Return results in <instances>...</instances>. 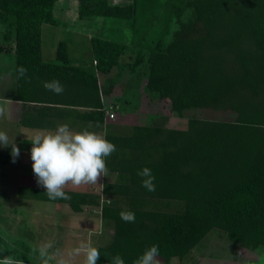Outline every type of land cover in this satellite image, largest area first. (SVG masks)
Masks as SVG:
<instances>
[{
	"label": "trees",
	"instance_id": "1",
	"mask_svg": "<svg viewBox=\"0 0 264 264\" xmlns=\"http://www.w3.org/2000/svg\"><path fill=\"white\" fill-rule=\"evenodd\" d=\"M57 2L0 0V50L15 56V101L40 107L45 118L51 112H76L92 128L87 131L101 133L110 114L103 97L111 96L129 72L138 78L143 74L145 84H137L148 99L165 102L179 117L208 109L234 118H191L178 129L160 116L150 125L134 126L128 136L107 133L116 151L106 158L109 171L101 194L64 189L70 199L50 200L44 188L21 186L19 198L67 205L76 214L98 209L113 232L98 248L97 264H111L117 254L133 264L152 245H158L162 264L183 262L213 230L245 250L264 247V0H133L125 5L78 0L81 19H132L136 32L161 8L171 7L177 16L152 40L146 31L140 33L148 47L133 52L130 62L123 58L125 40L92 37L90 69L71 63L65 41L58 44L55 62L43 59L42 27H60ZM182 6L191 24L203 26L202 35L172 32L170 24L181 17ZM182 27L187 32L191 26ZM20 66L28 70L30 83L18 78ZM52 80L64 86L62 94L43 87ZM117 103L110 107L117 109ZM75 108L89 111L80 114ZM5 157L12 162L11 155ZM145 167L155 177L154 192L143 188L137 175ZM124 210L135 213L134 223L121 219ZM10 255L0 236V259Z\"/></svg>",
	"mask_w": 264,
	"mask_h": 264
},
{
	"label": "rangeland",
	"instance_id": "2",
	"mask_svg": "<svg viewBox=\"0 0 264 264\" xmlns=\"http://www.w3.org/2000/svg\"><path fill=\"white\" fill-rule=\"evenodd\" d=\"M109 1L112 5L133 3V0ZM182 10L183 14L177 19L176 24H170L172 32L174 29H178L182 37L202 35L204 33L203 26L198 22L191 24L190 12L186 10V6ZM56 16L60 27L50 25L42 27L45 60L55 62L58 44L65 41L68 45L71 63L89 69L92 68L93 61L92 37L110 36L111 38H120V41L125 40L123 42L128 48L123 58L130 62L133 52H136L138 48L147 49L148 47V45L141 44L142 36L138 38L140 33L146 31L144 36L147 35L149 40H152L155 32L162 30L169 18H177L171 7L161 8L156 14L157 17L148 22L142 20L141 24L139 23L141 32H136L135 26L132 27L134 23L132 19H118V21L104 20L101 17L81 19L78 13V0H58ZM182 24L186 29L191 27L187 32H183ZM142 43L146 42L142 41ZM2 53L5 54V58L0 60V106L6 107L16 93L15 56L0 50V57H3ZM136 76L125 72L112 95L107 96L108 100L105 99L106 104L109 105V113L114 114V119L108 117L109 125L106 127V133L128 136L134 126L150 125L160 116L168 118V127L178 129H185L191 118L205 120L234 118L231 114L208 109L187 110L183 117H179L172 113L170 106L165 102L150 101L137 84L138 82L141 84V81L142 84H145L143 74H140V79ZM105 79L106 76L101 77L102 84ZM115 102H118L119 106L117 109H112L110 106ZM5 120L6 118H0V131L6 132L10 138L9 130L11 128ZM101 136L104 137V135ZM10 153L11 145L8 147L0 145V236L5 247L10 250V256L22 259L24 262H32V264H42L38 250L34 249L52 241L54 242L53 251L59 250L60 254L49 264H57L61 259L67 261L68 264H84V256H71L72 250L78 247L81 242H91L92 246L97 249L105 246L111 240L112 226L110 227L101 218L98 209L94 211L92 208H85L83 213L76 214L67 205L20 199L18 190L21 186L37 187L38 185H36L35 176L30 174L33 173L32 166L29 164L32 163L31 158L27 154L23 157L19 155L15 163L7 162L5 156ZM104 182L105 177H101L96 185L84 184L77 187L69 184L65 189L81 188L85 191V187L90 186L92 189L88 191L93 190L97 194H101ZM103 198L106 199V197ZM194 251L188 260L181 262L175 259L171 264H264V247H260L256 251L245 250L231 242L227 235L219 230L211 231ZM160 264L162 263L160 262Z\"/></svg>",
	"mask_w": 264,
	"mask_h": 264
},
{
	"label": "clouds",
	"instance_id": "3",
	"mask_svg": "<svg viewBox=\"0 0 264 264\" xmlns=\"http://www.w3.org/2000/svg\"><path fill=\"white\" fill-rule=\"evenodd\" d=\"M27 69L20 66L17 69L18 78L27 77ZM46 90L56 95L64 92V86L58 80L42 82ZM7 117V108L0 106V118ZM32 147L30 157L32 170L38 186L46 189L50 200H68L70 196L64 191L69 184L80 186L84 184L96 185L101 177L108 176L106 158L116 151V146L95 132L87 130L73 132L67 124L58 125L54 132H37L30 140ZM0 145L8 147L11 145V153L15 163L20 155V149L14 142L10 143L6 132L0 131ZM141 177V186L149 192L155 191V177L151 169L145 167L137 172ZM111 200H109L110 202ZM121 219L126 223L135 222V213L124 210L119 213ZM54 249V242L48 241L39 246V257L42 264H49L55 257L59 256V250ZM71 256H84V264H97L100 257L99 250L92 246L91 242H81L72 250ZM158 245H152L139 256L133 264H160ZM0 264H24L22 259L13 256H4ZM57 264H68L63 259ZM111 264H125L124 259L117 254L112 258Z\"/></svg>",
	"mask_w": 264,
	"mask_h": 264
},
{
	"label": "crops",
	"instance_id": "4",
	"mask_svg": "<svg viewBox=\"0 0 264 264\" xmlns=\"http://www.w3.org/2000/svg\"><path fill=\"white\" fill-rule=\"evenodd\" d=\"M1 55H3V53ZM4 56L5 54L3 55V57H0V60L1 59L3 60L5 58ZM43 59L45 62L52 63V62L46 61L44 55H43ZM70 61L72 62L71 58H70ZM105 99L108 100V97L107 96L103 97V103L106 106L107 104H106ZM37 106H40V105H37ZM6 108H7V117L5 121L7 122V125L11 128V130H9L10 132L9 135H11L9 138V142L10 143L14 142L15 144H17L16 146L20 149V156L22 157L25 156L26 154L28 155V157H30V150L32 147L30 140L37 132H41V131L54 132L57 126L61 124H67L73 132H81L84 130H88L89 128L87 124L84 123L85 121H83L80 118H79L80 121L77 119V117L75 116L77 115L76 112H73L70 114L69 112L65 111V113L62 115L60 114V116L59 114L54 115L51 112L50 114H48L50 116L45 118L44 117L45 112H42L43 110H41L40 107H36V108L35 107L33 108L25 107L23 103L15 101L14 99L9 100V105L6 106ZM76 110L80 114L85 113L86 111H89V109H86V108H78ZM107 120H109L108 117L106 119L104 131L101 133H97L98 135H104V137L106 136L107 134L105 132L107 129L106 127H108L109 125ZM13 127H15L14 130H13ZM90 129L92 128H89V130ZM32 163H29V164L32 166ZM30 174H33V173L31 172ZM29 188H42V187L37 186V187H29ZM78 189L84 190L81 188H78ZM89 189H92V188L90 186L85 187V191H88ZM71 190H74V189H71Z\"/></svg>",
	"mask_w": 264,
	"mask_h": 264
},
{
	"label": "built area",
	"instance_id": "5",
	"mask_svg": "<svg viewBox=\"0 0 264 264\" xmlns=\"http://www.w3.org/2000/svg\"><path fill=\"white\" fill-rule=\"evenodd\" d=\"M109 118H110V119H114V114L110 113V114H109Z\"/></svg>",
	"mask_w": 264,
	"mask_h": 264
}]
</instances>
